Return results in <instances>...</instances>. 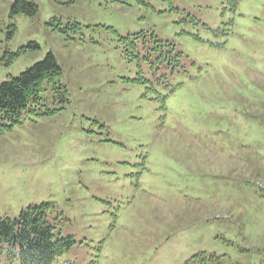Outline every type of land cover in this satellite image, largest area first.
I'll use <instances>...</instances> for the list:
<instances>
[{
	"label": "rangeland",
	"instance_id": "1",
	"mask_svg": "<svg viewBox=\"0 0 264 264\" xmlns=\"http://www.w3.org/2000/svg\"><path fill=\"white\" fill-rule=\"evenodd\" d=\"M15 1L0 84L53 53L67 93L0 121V218L51 203L53 264H264V0Z\"/></svg>",
	"mask_w": 264,
	"mask_h": 264
},
{
	"label": "trees",
	"instance_id": "2",
	"mask_svg": "<svg viewBox=\"0 0 264 264\" xmlns=\"http://www.w3.org/2000/svg\"><path fill=\"white\" fill-rule=\"evenodd\" d=\"M12 8L13 12L34 14L37 5L30 0H16ZM61 74L62 67L57 58L48 53L42 61L0 84V121L10 122L11 126L20 123L25 111L45 114L43 107L48 106L44 103L48 101L45 92L49 88H65L57 84ZM62 93L66 94L67 89ZM53 209L51 203L44 202L27 206L17 218H0V255L6 253L10 263L53 264L74 243L71 236L56 235L50 217ZM206 260L205 254H198L188 264H206Z\"/></svg>",
	"mask_w": 264,
	"mask_h": 264
}]
</instances>
